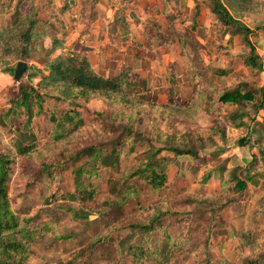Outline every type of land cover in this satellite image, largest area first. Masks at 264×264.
<instances>
[{"label":"rangeland","instance_id":"1","mask_svg":"<svg viewBox=\"0 0 264 264\" xmlns=\"http://www.w3.org/2000/svg\"><path fill=\"white\" fill-rule=\"evenodd\" d=\"M16 1L0 0V24L10 22ZM159 4L158 0H133L129 4L126 12L120 14L122 16L125 13L130 20L131 24L126 28L129 30L128 36H124L121 30L116 35L111 33L114 18L121 11L119 0H98V12L93 21L90 15L96 9L92 10V0H36L34 6L28 3L21 6L20 11L25 15L32 8L39 9V15L46 22L49 35L45 40L33 41V50L25 61L12 62L15 70L19 62L26 64L19 83H16L14 75L5 74L0 68V148L10 147L12 144L6 131L8 120H5L4 113L7 112L12 97L9 90L13 87L20 88L22 84L36 85L39 78L35 72L44 70L47 54L45 47L51 46L54 35V38L63 40L68 48H73L79 55L88 53L99 70L110 72L118 70L120 66L122 69L131 67L134 80L147 79L148 87L160 93L156 107L170 105L167 93L171 87L166 78L173 71L181 74L176 80V99L172 102L177 110L170 112L154 108L153 114L149 115V108L156 96L150 94L145 97L142 105L137 107L142 114L137 117L140 135L135 136L132 143L137 146L135 153L127 155L123 152L117 167L102 171V178L93 183L96 187L99 184V193L94 199L85 198L80 204L73 201L79 208L75 213L57 212L53 202L46 201L51 184L45 178L34 174L44 160L62 161L60 157L55 158L56 152H60L61 148H65L68 155L73 153L80 142H87L89 138L108 139L104 134L107 132L105 123L97 121L96 114L117 112L120 107L99 98L89 102L77 101L84 127L82 132L62 145L51 143L53 137L50 133L53 127L46 121L45 114L34 117L33 129L37 135L38 151L24 161L15 157L12 177L8 183L13 210L22 219L31 222L29 228L31 231L34 229L35 233L29 245L27 264H137L131 257H123L116 249L117 253L112 244L93 249L91 243L97 236L106 234L116 243L120 242L129 234L127 226L135 221H147L149 214L145 210L153 203H163L165 209L175 212L174 209H182L177 205H183L191 195L206 192L215 196L211 190L216 182L211 184L204 181L203 174L207 171L215 173L229 166L248 169L249 174L242 173V177L250 176L252 179L249 182L250 199L245 205H231L216 220L202 212L190 215L185 222L184 218L170 216L167 220L170 223L167 235L172 237L170 264H249L251 261L264 264V207L258 210L261 202L264 204L262 154L257 156L261 174H254L251 167L254 154L259 150L261 153L263 149L260 142L264 141V109L259 107L264 97L258 93L253 102L225 106L217 99L220 90L237 83H249L258 89L264 87V70L259 73L244 66L239 58L242 50L239 38H230L224 33L223 25L211 12L208 0H198L199 15L195 11L197 4L194 0H185L179 6L170 4V12L166 16L157 12L160 11ZM167 16L170 18H166ZM157 20L164 26L160 30L162 37L168 36L167 30L172 36L183 35L187 48L177 38L169 46L160 45L165 39L155 36L157 29L154 28V23L157 24ZM242 21L251 30V40L264 58V17L250 14L242 18ZM38 31H41L40 27ZM172 31H176L175 34ZM125 38H128L127 42H124ZM116 58L120 63L114 60ZM193 63L200 67L199 73L207 75L200 86L201 91H198L203 93V98L195 94L197 80L190 73V65ZM213 67L229 68L231 73L224 77L212 76L210 70ZM156 88L159 90L156 91ZM194 95L197 98L194 101L199 104L192 105ZM200 103L203 104L200 106ZM181 104L185 106L180 107ZM44 108H54L61 115L71 105L67 101L60 103L49 99ZM228 111L244 114L249 121L241 130L227 129L226 137L221 138L215 148L201 152L200 157L204 159L208 156L212 161L207 157L206 163H199L191 156H178L165 149V136L185 132H199L208 136L216 121L221 119L227 124L225 117ZM190 115L193 117L190 118ZM157 137L161 138L155 139ZM161 148L163 151L156 154ZM148 154L153 156L154 166L159 164L163 168L165 165L169 171L168 182L162 189H155L145 180L130 179L125 173L137 165L140 157ZM29 163L27 171L30 174L23 175L21 169ZM55 185L65 188L67 193H72V169L65 170L61 181ZM122 199L124 204L120 202ZM117 202L121 205L115 204ZM164 235V232L157 233L152 246H156ZM31 238V233H26L24 239Z\"/></svg>","mask_w":264,"mask_h":264},{"label":"trees","instance_id":"2","mask_svg":"<svg viewBox=\"0 0 264 264\" xmlns=\"http://www.w3.org/2000/svg\"><path fill=\"white\" fill-rule=\"evenodd\" d=\"M158 1L160 11L157 12L166 16L170 12L168 9L170 4L174 3L179 6L185 0ZM208 1L210 2L211 12L216 20L223 25L224 33L230 38H239L242 44L239 58L244 66L254 72L261 73L264 70L263 56L257 51V47L250 37L251 30L244 24L242 18L250 14H258L264 17V0ZM35 2L36 0H17L10 22L0 24V68L5 74L15 75L16 70L12 66V62L25 61L33 50V41L36 39L45 40L49 35V31L46 29L47 24L39 15L38 8H32V11L27 15L20 11L24 3L34 6ZM97 2L98 0H92L93 7L97 6ZM132 2L133 0H119L122 6L120 7L121 11L115 16L111 25L113 35H116L119 30L124 32V36L129 35V30L126 28L131 24L130 20L125 13L122 16L120 14L126 12V8ZM194 2L197 4L195 11L199 15L198 0H194ZM166 18L170 17L167 16ZM156 23L158 25L154 23V28L157 29V35L155 36L162 37L160 30L164 26L158 23V20ZM41 26H44V28ZM39 27L41 31H38ZM132 29L131 27L130 30ZM175 32L172 31L171 33L175 34ZM166 34L167 37H162L165 42L161 41L160 45L169 46L177 38L183 47L187 48L183 35H179V37L177 34L172 36L168 30ZM54 36L51 46L45 47L47 54L45 55L44 70L39 69L35 72V75L39 78L36 85L22 84L20 88L13 87L9 90L12 97L9 100L7 112L4 113L7 117H5V120H8L6 131L12 144H10V147L0 148V264H27L29 245L35 236L34 229L31 231L29 228L31 222L25 218L22 219L13 210L8 191L13 164L16 162L15 157H19L24 161V159H30L38 151L36 148L37 135L33 129L34 117L45 114L46 121L53 127V131L50 133L53 137L51 143L62 145L70 141V138L74 135L82 132L84 127L82 114L77 109L79 106L76 103L77 101L89 102L94 98H99L111 105L120 107L117 112L96 114V120L105 123L107 132L104 134L109 137L108 139L95 138L97 139L95 140L89 138L87 142H80L79 146L72 151L73 153L68 155H66V149L61 148L60 152H56L55 158L60 157L62 161L44 160L39 165L40 169L34 174L39 178H45L51 184V187H48L49 194L46 201L53 202L57 212L75 213L79 210L75 204H80L85 198L94 199L99 193V184L98 188L93 183L102 178V171L117 167L120 164L123 152L127 155L135 153L137 146L132 143L135 136L140 135L138 133L137 117L142 114V111L138 110L137 107L142 105L141 103L145 100V97L150 96V94L156 96L152 103L150 102L149 115L153 114L154 108L169 110L170 112L177 110L175 109L176 105L172 103L174 101H171L168 106L162 104L160 105L161 108H159L160 106L156 107L157 97L160 93L154 92V88L148 87L147 79L134 80L131 67L122 69L120 66L118 70L115 69L110 72L99 70L94 66L88 53L81 56L73 48H68L63 40L58 37L54 38ZM127 40L128 38H125L124 42H127ZM192 48L195 49V46H192ZM220 50L221 48L218 49V51ZM114 60L119 62L118 58ZM190 66V73L197 80L195 81L197 84V93L195 94L203 98V93L198 91H201L202 87L200 86L207 75L199 73L200 67L197 64L193 63ZM210 71L212 76L221 77L228 76L231 73L229 68L219 67H213ZM180 77L181 74L174 71L167 76V84L171 87L167 97L176 96L175 88L178 85L176 80ZM16 83H19V80H16ZM157 90L159 89L156 88ZM258 93L264 97V87L258 89L249 83L241 82L220 90L217 99L223 106L227 104L238 105L253 102ZM196 95L193 96L192 105L199 104L194 101V99H197ZM49 99H54L60 103L67 101L71 108L65 112L63 111L61 115L57 114L58 112L54 108L46 110L47 108L45 109L44 106ZM202 104L200 103V106ZM183 106L185 105L180 107ZM259 109H264V100L261 102ZM24 116L25 118H23ZM192 117L193 115H190V118ZM225 118L227 124H224L221 119L216 121L208 136L199 132L169 133L171 135L165 136V149L175 155L191 156L199 163H206L207 157L204 159L200 157L201 152L215 148L218 140L226 137L229 127L241 128L248 120V117L244 114L230 111H228ZM160 138L155 139L159 140ZM129 144H132V146L125 151ZM262 145L263 149L260 154L264 157V141H262ZM162 151V148L158 149L156 154H160ZM257 160L258 157H254L251 167L254 174L258 173L260 175ZM154 165L153 156L148 154L140 157L137 165L125 173L130 179L145 180L155 189H162L168 182L169 171L165 165H163V168H160L159 164V167ZM29 167L30 163L21 169L23 175L29 176L30 172L27 171ZM67 169H72L73 172L74 191L72 193H67L65 188L55 185L61 181V176ZM224 171L221 187L214 193L215 196H210L206 192L191 195L184 201L183 205L176 204L177 207L182 209H174L175 212L171 209H165L163 203H153L145 210L149 214L147 221H135L127 226L126 230H129V234L120 242L116 243L115 240L110 238L109 234L100 235L92 241L91 248L96 249L99 246L112 244V248L116 252L118 250L123 257H131L137 264H170L172 237L167 235V228L170 227L167 220L170 216L176 215L180 219L184 218L183 222H185L190 215L202 212L216 220L231 205L237 203L245 205L250 199L249 182L252 179L250 176L242 177V173L249 174L248 169L237 166L226 168ZM210 174L211 171L204 173L205 178L203 180L207 181ZM63 199L64 201H62ZM73 201L75 204L72 203ZM123 201L122 199L120 202ZM263 207L264 204L261 202L258 210ZM29 232L32 238L24 239L26 233ZM159 232H164L165 235L162 236L156 246H152L154 237ZM259 263L258 261H251L249 264Z\"/></svg>","mask_w":264,"mask_h":264},{"label":"crops","instance_id":"3","mask_svg":"<svg viewBox=\"0 0 264 264\" xmlns=\"http://www.w3.org/2000/svg\"><path fill=\"white\" fill-rule=\"evenodd\" d=\"M97 7L96 6H94V7H92V10L93 9H96ZM93 12H95V13H93L92 15H90V19H92V21L94 20V18H95V16H96V12H98V10L96 9V11H93ZM263 31H264V28H263ZM263 31L262 32H260V33H263ZM263 56V55H262ZM264 59V58H263ZM120 62V61H119ZM176 97V96H175ZM175 97H169L170 98V101H175ZM210 101V100H209ZM249 120H246V123L248 122ZM246 126V124L243 126V127H241V128H233V127H229L228 129H231V130H241L242 128H244ZM228 133H229V131H228ZM221 141V139H219L218 140V142H220ZM259 141V140H258ZM261 143V145H262V141L260 142ZM262 150V149H261ZM259 152V153H258ZM258 154L260 155V150L259 151H257L255 154H254V157L256 156H258ZM208 157V156H207ZM208 158H211V157H208ZM210 161H212V159H210ZM252 162V161H251ZM226 168H232V167H224L223 168V170H221V171H216L215 173L213 172V171H211V174L209 175V177H208V179H207V181H209V183H211V184H214L215 182H216V186H214L213 188H212V190L211 191H213L214 193L217 191V190H219L220 189V187H221V181H222V177H223V173L225 172L224 171V169H226ZM209 172V171H208ZM214 173V174H213Z\"/></svg>","mask_w":264,"mask_h":264},{"label":"water","instance_id":"4","mask_svg":"<svg viewBox=\"0 0 264 264\" xmlns=\"http://www.w3.org/2000/svg\"><path fill=\"white\" fill-rule=\"evenodd\" d=\"M25 69H26V64L24 62H19L18 67L15 71L14 78L16 80H20L24 74Z\"/></svg>","mask_w":264,"mask_h":264}]
</instances>
